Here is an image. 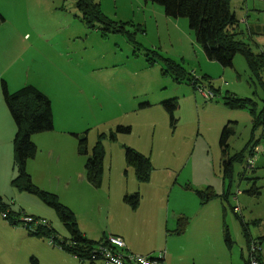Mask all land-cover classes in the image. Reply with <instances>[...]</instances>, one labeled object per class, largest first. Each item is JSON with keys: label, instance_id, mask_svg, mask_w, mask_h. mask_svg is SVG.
<instances>
[{"label": "rangeland", "instance_id": "obj_1", "mask_svg": "<svg viewBox=\"0 0 264 264\" xmlns=\"http://www.w3.org/2000/svg\"><path fill=\"white\" fill-rule=\"evenodd\" d=\"M93 1L120 31H105L101 24L88 27L75 0H0L5 17L0 24V134L10 148L4 157L6 145L0 146L5 202H13L16 213L45 218L60 237L69 236L52 207L13 184L17 126L2 82L10 92L33 85L51 100L54 128L32 136L37 153L26 168L34 162V184L72 211H83V216L77 213L86 227L91 229L90 218L96 231L105 224L110 230L122 228L137 245L136 253L163 252L185 264H248L249 237L261 241L264 263V124H255L264 108V73L255 74L242 53L233 66L209 59L188 18L168 16L157 3ZM231 8L238 20L231 29L236 38L255 56L264 54V0H232ZM168 62L192 72L197 87L188 78L176 81ZM201 89L216 95L206 98ZM227 97L246 104L231 107ZM170 99L179 104L174 122L164 105ZM226 125L234 128L227 156L240 155L231 176L224 174L220 143ZM73 133L86 134L89 153L99 141L105 152L101 186L86 178L87 188L78 196L72 188L70 148L72 140L78 142ZM127 147L150 159L149 180L137 179L126 160ZM81 154L86 164L88 154ZM209 188L214 197L204 201L196 191L209 195ZM134 193L140 196L137 207L125 200ZM180 218L188 220L183 232L178 231ZM21 229L31 232L0 213L2 264H32L33 256L40 264H67L42 253L37 237L28 240ZM35 248L39 255L32 252Z\"/></svg>", "mask_w": 264, "mask_h": 264}, {"label": "trees", "instance_id": "obj_2", "mask_svg": "<svg viewBox=\"0 0 264 264\" xmlns=\"http://www.w3.org/2000/svg\"><path fill=\"white\" fill-rule=\"evenodd\" d=\"M75 1L80 12V18L88 27H96V24H101L105 31L110 29L120 31L118 27L115 26L116 23H113L109 20V18L104 16L100 3H96L93 0ZM145 1H152L153 3L163 6L165 13L168 16L188 18L190 28L195 32L197 42L203 47L205 54L209 59L218 61L224 66H233L234 57L238 53H242L246 57L251 70L255 74L260 76L264 73V54L255 56L244 42L236 38V33L231 31V29L234 28L238 22L236 15L231 8L232 0ZM4 21L5 17L0 12V24ZM167 70L176 81L181 82L182 80H187L186 78H188L190 83L195 87L196 79L192 72L190 73L185 69H179L178 66H175L172 62L167 63ZM2 85L5 101L17 126V130L13 138L14 161L17 168V176L14 178L13 184L19 190L37 195L46 204L52 207L66 226L69 232V237H63L62 239L59 238L57 231L50 223L47 227H40L37 231L30 230V233H32V235L46 238L54 236V242L62 247V249L82 261H89L92 264H95L96 262L90 258V250L97 244L102 243L106 238L101 241H94L86 238L78 226L75 212L63 205L59 201L58 196L50 192H46L35 185L26 168L27 161L30 158L35 157L37 153V145L32 140V136L35 133L49 131L54 128V113L51 100L45 95V93L33 85H26L15 92H10L4 82H2ZM226 100L227 101L225 103L231 107L239 108L246 104L243 100L233 98L231 100L229 97H227ZM164 105L171 115L172 122H174V111L178 108V101L176 99H170L165 101ZM255 124L256 126L264 124V108L260 116L256 118ZM120 130L125 132L130 131V129L126 127H121ZM233 134L234 128L230 125H226L221 135L220 143L224 147L223 155L225 157L223 162L225 176H231L233 172V164L240 157V155L234 158L227 156L228 140ZM74 135L77 136L79 141V152L88 154V159L85 164V171L87 173L86 176L93 185L100 187L102 184L105 158V152L101 142L99 141L89 153L87 147L88 138L86 134L84 136H81L80 134ZM111 136L113 139L115 138L114 133H112ZM126 160L128 164L135 167L136 176L140 182L149 180L150 175H148V173L150 171L151 164L148 157L131 147H127ZM207 190L209 191L210 188ZM209 192L210 193L208 195L205 193V190L196 191V193L204 201L208 199L210 200L211 197H214V193L212 191ZM253 192L260 193L258 189ZM139 199L140 196L138 193L132 196H125V200L133 207L138 206ZM9 208V204H7L0 196V213ZM15 214L16 213H13V211L9 212V219H11L13 223H16L13 219ZM180 219L182 221L179 223L180 226L178 231L183 232L186 230L188 220L185 218ZM252 240L253 239L248 237V246H250ZM227 242L228 244L231 243L229 232L227 234ZM259 243H261L260 240ZM259 262L260 264H264L261 253L259 256ZM0 264L2 263L0 262ZM32 264H37V260H35L34 257L32 258Z\"/></svg>", "mask_w": 264, "mask_h": 264}, {"label": "crops", "instance_id": "obj_3", "mask_svg": "<svg viewBox=\"0 0 264 264\" xmlns=\"http://www.w3.org/2000/svg\"><path fill=\"white\" fill-rule=\"evenodd\" d=\"M75 137L77 138V136H75ZM78 142L76 140H72V147L70 148L71 157L75 159L73 161V163H72V167L75 169V175H74L75 185H72V188H73V190H74V192L76 193L77 196H78V192L80 190L83 191L84 187L87 188V183H88V181L86 179L87 177H86L85 172H84V170H85V165H84L85 164V159L83 158L82 154L79 152ZM5 145H6V149L3 151L4 157L8 154L10 148L8 146L7 140L5 141L3 136L0 134V146H5ZM52 148H53V152L50 153V159L51 160H53V157L56 155V152H57V148L55 146L52 147ZM58 155H60V152L57 153V156ZM10 162L11 161H9V159L6 160V164L7 163L9 164ZM33 163L34 162L28 163V172H30V175L32 176V179H33L32 172L36 171L35 168H34V164ZM44 171H47V170H44ZM52 173H55V171H53ZM14 177H15V173L13 172L7 178L8 179H13ZM77 182H78V185H77ZM40 187L43 188V189L45 188V189L49 190V188L46 187V184L41 183ZM51 191H53V190H51ZM74 192H73V194H74ZM134 194H136V193H134ZM0 196L5 201V197H3L1 194H0ZM12 209H13V207H12ZM13 210H15V209H13ZM77 212H79L80 215ZM77 212L75 211L76 218L78 219V221H77L78 222V226H79L81 232L85 235L86 238H89L90 240H94V241H101L102 239L107 238L109 235H118V236H121L125 240L129 250H131L133 252H137V250H138L137 245H135V244H133L131 242V240L128 238L126 233H124L125 231L122 228L120 229L118 227V229H116V227H112V229L110 230V226L108 224L107 225L105 224L103 229H100L99 231H96L97 226H95V224H93V222H91V219L89 218L88 222H90V224H91V229H90L89 226L86 227V223H87L86 220H83L82 223L79 220V216H83L84 215L83 211L78 209ZM7 225L9 226L8 222H7ZM21 230H23V229H21ZM21 233H22L21 235L23 237H26L28 240L29 239H34V237H37L35 239H37L38 243L40 244V246H38V248H39V250L42 253H44V250H45L52 257L59 258V259H65V262H67V264H75L76 260L79 261L76 264H86L87 262H89V261H82V260L78 259L76 256H74V255L70 254L69 252L65 251L64 249H62V247H60L56 243L55 244L52 243L50 238L40 237V236H37V235L34 236V235H32V233H28L25 230H23ZM58 237L62 239V237H60L59 235H58ZM34 250H32V252L34 254H38L39 255V253L36 251V248ZM141 254H143V253H141ZM148 254H154V253L150 252V253H147V254H144V255H148ZM30 256H31V254H30ZM165 261L168 264H185L184 263L185 261L182 260L181 258H179V257L175 258V257H171V256L168 258V255L165 257ZM37 264H40L38 259H37ZM50 264H52V262ZM90 264H92V263L90 262ZM95 264H103V263L98 261Z\"/></svg>", "mask_w": 264, "mask_h": 264}, {"label": "built area", "instance_id": "obj_4", "mask_svg": "<svg viewBox=\"0 0 264 264\" xmlns=\"http://www.w3.org/2000/svg\"><path fill=\"white\" fill-rule=\"evenodd\" d=\"M196 79L195 88L198 84ZM201 88V87H199ZM202 93L206 98H213L216 94L212 90L206 91L201 89ZM13 202L11 205L12 206ZM9 209L3 211L1 214L4 218H10ZM15 222L22 223L24 227L31 231H37L40 227H47L49 222L45 218H36L33 215L26 214L24 212L16 213L13 217ZM52 243L54 242V236L50 237ZM250 262L249 264H260L259 256L261 253L260 243L254 239L249 246ZM90 258L95 262H102L103 264H168L165 261V253L161 252L158 255L155 254H139L129 250L125 240L118 235H109L102 243L97 244L90 250Z\"/></svg>", "mask_w": 264, "mask_h": 264}, {"label": "clouds", "instance_id": "obj_5", "mask_svg": "<svg viewBox=\"0 0 264 264\" xmlns=\"http://www.w3.org/2000/svg\"><path fill=\"white\" fill-rule=\"evenodd\" d=\"M7 204H9V203H7ZM9 211H14V210L12 209V206H10ZM14 212H15V211H14ZM15 213H16V212H15ZM19 223H21V222L18 221L17 223H14V224L17 225V224H19Z\"/></svg>", "mask_w": 264, "mask_h": 264}]
</instances>
